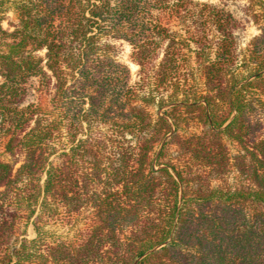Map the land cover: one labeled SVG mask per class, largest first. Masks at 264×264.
<instances>
[{
  "label": "trees",
  "instance_id": "trees-1",
  "mask_svg": "<svg viewBox=\"0 0 264 264\" xmlns=\"http://www.w3.org/2000/svg\"><path fill=\"white\" fill-rule=\"evenodd\" d=\"M239 28L196 0H0V264H264V27L242 52Z\"/></svg>",
  "mask_w": 264,
  "mask_h": 264
},
{
  "label": "rangeland",
  "instance_id": "rangeland-1",
  "mask_svg": "<svg viewBox=\"0 0 264 264\" xmlns=\"http://www.w3.org/2000/svg\"><path fill=\"white\" fill-rule=\"evenodd\" d=\"M198 2H206L218 6L230 12L233 17L240 23V28L236 32V42L237 51L242 52L246 47L249 39L260 33L259 28L264 27V20L260 21L259 24H254L252 22L251 13L254 10H258L256 6V0H196ZM264 1V0H263ZM7 10L2 17L1 26L5 30H11L9 24L15 22V14L11 9V5H6ZM110 42L114 45V56L117 61L126 64L130 70L131 81L137 79L138 65L135 64L131 57V46L122 39H110ZM154 110V109H153ZM4 138H0V159L5 161H10L11 157L3 152ZM230 151L235 148L228 145ZM173 147L170 150L174 156ZM18 165V164H17ZM16 165V166H17ZM230 174L228 175V180H230ZM212 184L216 183V180L211 181ZM87 212H80L73 215L70 219H67L64 215L59 214L53 218H46V224L44 229L47 230V239L53 238H63L70 239L76 233L77 229L83 227L86 222ZM25 235L30 238L34 235L33 228L30 224L25 226Z\"/></svg>",
  "mask_w": 264,
  "mask_h": 264
}]
</instances>
